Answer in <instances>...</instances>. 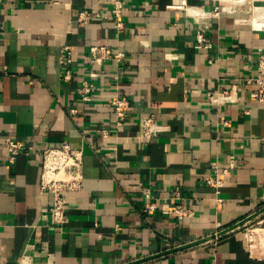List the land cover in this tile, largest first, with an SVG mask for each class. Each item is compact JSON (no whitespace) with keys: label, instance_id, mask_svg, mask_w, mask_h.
<instances>
[{"label":"crops","instance_id":"0c3cea01","mask_svg":"<svg viewBox=\"0 0 264 264\" xmlns=\"http://www.w3.org/2000/svg\"><path fill=\"white\" fill-rule=\"evenodd\" d=\"M83 9L101 15L80 22ZM111 9V0H0V264H264V103L245 82L264 47V0H125L121 31ZM197 31L211 46L197 47ZM63 44L73 46L70 83L60 75ZM103 44L125 59L82 62ZM89 67L98 88L85 102L76 87ZM233 86V100L217 99ZM115 94L131 100L118 129ZM148 114L164 129L140 143ZM9 137L30 147L15 162ZM63 140L84 151V187L56 227L38 188L40 151ZM215 160L227 170L219 192L203 179ZM149 185L154 212L145 211ZM175 192L193 217L172 215ZM258 220L250 242L244 225Z\"/></svg>","mask_w":264,"mask_h":264},{"label":"built area","instance_id":"2783aa9c","mask_svg":"<svg viewBox=\"0 0 264 264\" xmlns=\"http://www.w3.org/2000/svg\"><path fill=\"white\" fill-rule=\"evenodd\" d=\"M112 3V18L114 19V27L121 31L125 28L123 20L125 0H111ZM178 6L182 7L183 4ZM222 8L219 5L214 6L213 15H218ZM100 13L89 12L86 9L78 13V20L80 22H88L94 17L100 16ZM108 16H105L107 18ZM2 31L0 30V39ZM197 47L206 48L211 46L210 39L202 31H197L196 34ZM126 57L125 51L115 49L110 45H94L89 48L87 52L82 55V62L89 64L99 63H114L119 65ZM59 65L60 75L66 82L74 80V52L71 44H63L59 49ZM99 77V71L89 67L86 71V77L81 79L76 90L79 98L85 102L93 100L95 90L98 88L96 82ZM116 80L119 79L115 75ZM247 84L254 85L250 91L249 96L259 103H264V47L258 48L257 66L253 75L246 77ZM237 88L233 86L230 89H225L218 93L219 99L233 100L236 95ZM109 102L113 108L115 118V128L123 127L130 119L131 100L126 95L115 94L109 98ZM72 113H77L78 109H71ZM228 120H223L227 123ZM164 129L155 114H148L141 120V134L136 137L140 143L150 142L155 138L159 132ZM103 135H108L110 130L101 128ZM4 149L7 150V156L10 162H15L17 156L21 153L30 151L29 144L23 139L9 137L4 143ZM41 155V173L39 179V191L48 194L51 199L49 208L50 223L56 227L62 226L67 221V210L70 204L69 194L80 191L84 187V151L80 148H75L72 144L63 140L58 145H46L40 151ZM230 168L235 166V157L231 156ZM227 170L221 171L218 162L215 160L211 165V172L204 176V181L207 185L213 186L219 192L220 186L223 184V175ZM144 197L147 200L145 204V211L154 212L158 208V197L152 186H146ZM221 200L220 197L216 198ZM173 208L172 215L177 219H184L193 217L195 212L190 207H187L182 202V197L179 192H175L172 196ZM262 220H258L256 225L245 223V237L248 241H253L254 232L259 231L262 225ZM264 234V231L262 232ZM261 234V235H262Z\"/></svg>","mask_w":264,"mask_h":264},{"label":"bare ground","instance_id":"6f19581e","mask_svg":"<svg viewBox=\"0 0 264 264\" xmlns=\"http://www.w3.org/2000/svg\"><path fill=\"white\" fill-rule=\"evenodd\" d=\"M263 11H264V10H263ZM263 16H264V15H263ZM259 17H260V16H259ZM263 18H264V17H263ZM258 19H259V18H258ZM256 20H257V19H256ZM261 22H262V24H263V23H264V19H263V20L261 19L260 22H259L260 25H259V23H258V24H256V26H257V27H263L264 24L262 25Z\"/></svg>","mask_w":264,"mask_h":264}]
</instances>
